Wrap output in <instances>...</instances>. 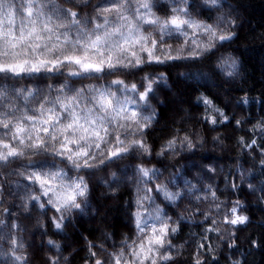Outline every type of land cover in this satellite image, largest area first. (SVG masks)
<instances>
[{
  "label": "snow or ice",
  "instance_id": "6c2138e0",
  "mask_svg": "<svg viewBox=\"0 0 264 264\" xmlns=\"http://www.w3.org/2000/svg\"><path fill=\"white\" fill-rule=\"evenodd\" d=\"M240 20L225 0H0V264H38L37 250L72 264L77 224L106 208L96 189L119 201L129 184L132 234L81 233L83 264H246L243 245L264 248L239 198L264 207V87L251 95L242 59L221 52ZM65 68L57 85L9 83ZM173 106L180 126L150 143ZM209 144L234 151L231 166L206 158ZM198 216L207 226L184 239Z\"/></svg>",
  "mask_w": 264,
  "mask_h": 264
},
{
  "label": "trees",
  "instance_id": "16d2710c",
  "mask_svg": "<svg viewBox=\"0 0 264 264\" xmlns=\"http://www.w3.org/2000/svg\"><path fill=\"white\" fill-rule=\"evenodd\" d=\"M93 2H96V0H93ZM164 2H166V0H164ZM225 2L233 5H240V23L242 24V27L239 30L240 40H238L236 44L229 48L221 49V52H224L225 54L231 52L233 55H237L242 59L244 69L248 77L247 83L244 84L243 87L247 89L255 88L256 90L250 94L259 97V90L264 87V40L261 39V34L264 33V0H225ZM217 55H219V53H217ZM204 67L206 70H208V68H212L214 65L212 63H208ZM67 71L68 69L65 68L61 69V71L57 73L40 74L35 78H24L17 81H10L9 83L15 84L17 87L39 85L43 88L47 84L57 85L58 83L63 82L65 80V75H61V72L66 74ZM181 71H183V69H181ZM174 77L175 70H173V78ZM74 81L75 78L69 80L70 83ZM96 82L97 81H84V83ZM218 82L219 81H217V83ZM3 83L4 81L0 80V84ZM77 86H79V82H77ZM225 90H227V86H225ZM210 91L211 93L215 94L217 89L211 88ZM184 107H189V105L186 104ZM252 114L255 116H259L261 114L260 105L258 103L256 105L255 112ZM174 122L175 126H180V114L175 110V106L170 107L169 109H164L161 123L155 127L152 135L149 137V142H154L156 145H159V143H161L160 138L168 134L170 129L174 126ZM229 146L231 147V144ZM204 156L206 158H211L218 161L220 165L227 168L231 166L233 160L235 159V152H222L215 148V146L209 144ZM181 163H183V161H181ZM170 170L174 171L175 169ZM7 171H10V169L0 170V183H3V175ZM257 171H259V169H257ZM9 179L16 180L17 177L12 176ZM217 183L220 188H223L224 185L219 182V179L217 180ZM104 191L105 190L102 186L96 189V196L100 199L101 207L105 208L106 206L105 211H102L101 214L95 218L82 219L80 223L77 224V230L72 235V238L77 242L76 248L78 249L77 252L73 253L72 264H83L82 258L85 256V253L82 250L83 240L81 239V233L83 236H87L89 239L99 243L102 239L101 233L104 231L115 233L117 242L122 233L131 235L133 232V227L130 223L128 213V208L134 198V190L132 189L131 185L129 184L120 189L118 193L119 201L109 200L106 198V196L101 195V193ZM239 198L246 200V202L249 203V214L252 216L253 224L252 227L248 229V232L252 233L255 238L259 239L261 234L264 233V225L258 223L261 216L264 215V207L252 202L253 198L246 196V190L245 192L241 193ZM19 203L20 201L18 198L10 197L9 203L6 206L13 210H17L15 205ZM201 219L202 218L198 216L194 223H188V226L182 233L184 239H189V231L196 233L203 231V227L207 226V222L201 224ZM20 222L29 229V231L25 233V239L31 243L33 236H35V243L38 245L41 242V237L36 234V230L33 227L34 221L21 219ZM244 235H247V233H244L241 236V241L239 243L242 245ZM52 238L60 239L59 237ZM212 240L213 243L216 242L214 235ZM179 242L182 243L183 240H180ZM109 243H111V241H109ZM0 247L6 248L7 245H5L3 241H0ZM241 251L245 253L244 259L246 264H264V248H253L250 252H248L247 245H243ZM187 256L188 254L186 252L182 259L187 260ZM36 259L38 264H42V262H40L39 250H37Z\"/></svg>",
  "mask_w": 264,
  "mask_h": 264
},
{
  "label": "rangeland",
  "instance_id": "374dc122",
  "mask_svg": "<svg viewBox=\"0 0 264 264\" xmlns=\"http://www.w3.org/2000/svg\"><path fill=\"white\" fill-rule=\"evenodd\" d=\"M0 103H2V101H0Z\"/></svg>",
  "mask_w": 264,
  "mask_h": 264
}]
</instances>
